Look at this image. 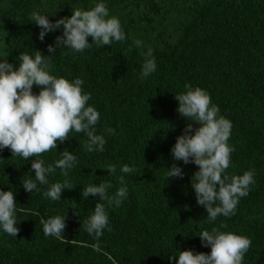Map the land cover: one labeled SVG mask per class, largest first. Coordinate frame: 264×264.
<instances>
[{
    "label": "trees",
    "instance_id": "1",
    "mask_svg": "<svg viewBox=\"0 0 264 264\" xmlns=\"http://www.w3.org/2000/svg\"><path fill=\"white\" fill-rule=\"evenodd\" d=\"M97 3L119 19L125 40L82 52L57 47L48 58L51 75L82 80L91 96L87 106L100 115L95 132L106 141L103 151L88 152L87 137L74 131L56 149L28 160L0 150V190L13 192L19 228L16 237L0 229V264H176L178 256H169L184 250L210 253L199 235L213 228L251 240L242 264H264V0H0V61L16 68L20 53L48 56L47 46L55 47L62 26L41 42L34 12L54 22ZM149 49L156 70L145 78ZM186 84L206 91L218 115L231 122L227 143L234 150L223 175L254 173L231 217L209 222L191 187L198 166L173 160L171 148L186 124L198 127L176 111L175 95L185 93ZM39 91L33 85V94ZM65 149L77 157L67 177L73 188L62 190L58 201L43 196L51 184L64 181L57 168L39 191L26 192L22 183L34 178L32 161L54 165ZM173 163L183 178L166 179ZM109 164L116 167L114 175L105 169ZM124 165L135 171L121 173ZM120 176L127 197L119 207L101 201L108 227L97 239L83 225L99 197L83 198L82 189L108 182L114 195ZM55 216H65L64 239L43 233L40 220Z\"/></svg>",
    "mask_w": 264,
    "mask_h": 264
},
{
    "label": "clouds",
    "instance_id": "2",
    "mask_svg": "<svg viewBox=\"0 0 264 264\" xmlns=\"http://www.w3.org/2000/svg\"><path fill=\"white\" fill-rule=\"evenodd\" d=\"M32 22L39 26L38 39L43 42L45 35L60 29L62 35L55 38V47L47 46L48 56L35 50V56L20 53L19 65L14 68L7 60L0 61V150L9 149L12 156L24 160L37 157L56 149L58 143L69 139V133H82L87 137L84 144L88 152L103 151L105 139L97 135L95 125L100 115L98 111L87 106L91 96L82 90V80L77 78L69 81L50 74L52 67L48 58L57 47H65L73 52H82L95 44L97 47L111 45L114 41L125 40V33L118 18L109 17L104 3H97L90 10L76 9L70 17H62L54 22L48 16L34 12ZM92 38V43L88 42ZM137 47L140 41L134 42ZM142 64V77H148L156 70V63L149 49ZM33 85L39 87L38 94H33ZM186 92L175 95L178 101L176 111L188 121L198 125L193 129L191 123L186 124L183 134L176 138L171 148L174 161L184 164L193 163L198 171L191 177V187L195 192L196 203L205 208L209 222L215 221L220 215L231 217L241 197L249 193L250 185L254 183L253 171L243 175H223L230 166L231 152L234 150L227 141L231 134V122L219 116V108L212 104L210 96L203 89L185 85ZM115 134L114 129L107 130ZM61 158L54 165L45 166L44 161L34 159L31 163L30 176L22 186L28 193L39 191L40 185L48 184V175L58 168L63 182L51 184L42 194L46 198L58 201L64 189H72L67 177L68 170L77 163L76 155L67 149L60 153ZM109 174L116 173L114 165H107ZM166 179L170 177L183 178V170L173 163L167 169ZM121 173H132L133 167L124 165ZM121 187L114 195L108 194L112 185L108 182L90 184L82 189L81 195L87 198L90 194L98 196L92 215L84 222L85 231L99 239L108 227V215L105 209L110 206L119 207L127 197V187L123 176L118 177ZM43 233L57 239H64L62 233L66 228L65 216H55L47 220L41 219ZM16 201L12 191L0 190V229L4 233L16 237L19 228L16 226ZM223 227V225H221ZM111 231L110 228H108ZM201 245L210 246V253H193L191 250L178 252L169 256V260L178 256L176 264H242L244 254L248 251L251 240L245 236L230 232H221L213 228L205 230L200 235ZM98 251V244L94 246Z\"/></svg>",
    "mask_w": 264,
    "mask_h": 264
}]
</instances>
